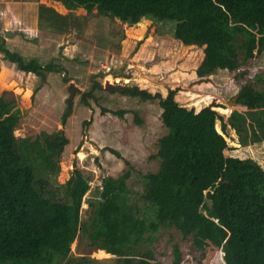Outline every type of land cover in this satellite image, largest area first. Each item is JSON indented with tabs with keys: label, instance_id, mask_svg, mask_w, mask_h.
<instances>
[{
	"label": "trees",
	"instance_id": "1",
	"mask_svg": "<svg viewBox=\"0 0 264 264\" xmlns=\"http://www.w3.org/2000/svg\"><path fill=\"white\" fill-rule=\"evenodd\" d=\"M54 1L68 13L40 4L41 29L59 31L67 17L83 24L85 17L72 14L78 8L127 26L147 19L184 46L202 48L195 69L200 80L217 70L235 71L264 50V0ZM0 53L41 82L47 73L63 70L54 62L24 58L2 38ZM119 91L157 99L166 130L154 155L159 165L156 171L136 173L142 186L136 198L127 185L131 168L103 177L85 221L80 210L88 177L74 166L63 184L56 180L68 142L64 132L16 136L22 117L17 97L0 95V264H105L90 256L96 250L114 255L112 264H153V252L142 245L152 243L161 228L176 229L198 249L210 242L222 251L225 264H264V180L255 182L247 202L216 188L225 168L219 147L227 128L241 146L264 143V74L240 86L236 104L246 111L231 112L226 119L214 105L197 110L178 102L175 89L165 96L136 86ZM70 113L69 105L62 125ZM77 237H84L88 250L74 256L70 246ZM172 252L171 264H180L177 244Z\"/></svg>",
	"mask_w": 264,
	"mask_h": 264
},
{
	"label": "rangeland",
	"instance_id": "2",
	"mask_svg": "<svg viewBox=\"0 0 264 264\" xmlns=\"http://www.w3.org/2000/svg\"><path fill=\"white\" fill-rule=\"evenodd\" d=\"M40 4L62 15L68 13L54 0H0V38L9 50L24 58H35L41 64L54 62L63 70L47 73L41 82L38 76L18 70L0 53V95L12 92L17 97L22 117L16 136L64 132L68 142L56 180L63 184L74 166L88 177L89 190L80 210L82 221L90 216L88 203L96 199L103 177H117L131 168L127 185L136 198L142 189L136 173L156 171L159 165L154 155L166 130L157 99H142L119 90L136 86L165 96L168 89H175L178 102L197 110L214 105L212 108L226 119L231 112L246 111L232 103L240 86L264 74L263 50L235 71L217 70L200 80L195 69L202 60V48L184 46L157 31L162 28L156 29L150 20L127 26L117 19L97 16L95 10L87 15L78 8L72 14L85 17L83 24L67 17L59 31L41 29ZM5 31L12 35L5 37ZM255 86L261 88L262 84ZM70 90L73 95L69 100ZM69 105L71 113L62 125V114ZM216 126L220 130L219 121ZM223 138L219 149L225 168L216 188L247 202L255 182L264 180V143L241 146L230 128ZM154 237L152 243L142 245L153 252V264H171L173 244L179 246L180 264H225L219 248L209 242L198 249L174 228H161ZM87 250L84 237H77L70 246L74 256ZM90 256L105 264H112L115 258L98 250Z\"/></svg>",
	"mask_w": 264,
	"mask_h": 264
},
{
	"label": "water",
	"instance_id": "3",
	"mask_svg": "<svg viewBox=\"0 0 264 264\" xmlns=\"http://www.w3.org/2000/svg\"><path fill=\"white\" fill-rule=\"evenodd\" d=\"M11 35H12V33H11L10 31H5V32H4V36H5V37H9V36H11ZM109 86H110V84H107V87H108V88H109ZM116 87H117V89H120V86H116ZM72 95H73V91L70 90V93H69V100L72 98ZM236 98H237V96H235V97L233 98L232 103L236 104Z\"/></svg>",
	"mask_w": 264,
	"mask_h": 264
}]
</instances>
